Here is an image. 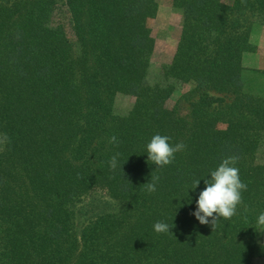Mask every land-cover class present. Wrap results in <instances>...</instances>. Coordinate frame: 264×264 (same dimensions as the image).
Returning a JSON list of instances; mask_svg holds the SVG:
<instances>
[{
	"label": "trees",
	"instance_id": "1",
	"mask_svg": "<svg viewBox=\"0 0 264 264\" xmlns=\"http://www.w3.org/2000/svg\"><path fill=\"white\" fill-rule=\"evenodd\" d=\"M169 1L182 28L149 84L156 0H0V264H264V71L243 66L264 0ZM156 134L185 145L163 168ZM228 157L247 190L213 229L203 180L187 192Z\"/></svg>",
	"mask_w": 264,
	"mask_h": 264
},
{
	"label": "clouds",
	"instance_id": "2",
	"mask_svg": "<svg viewBox=\"0 0 264 264\" xmlns=\"http://www.w3.org/2000/svg\"><path fill=\"white\" fill-rule=\"evenodd\" d=\"M110 143H118V138L113 135L110 137ZM185 145L170 143V137L166 135H153L146 144V155L157 168H163L173 163L175 154L183 150ZM119 153L111 158L110 165L116 168L119 164ZM235 157L224 158L221 163L203 179L193 181L195 190L201 180L204 182V188L200 191L196 199L195 211L192 213L200 225H209L213 229L216 223L221 220H230L237 215L238 207L242 204V193L247 190V184L244 183L239 175V168L235 166ZM158 177L150 178L146 183L149 192L157 190ZM189 204L192 203L191 199ZM211 218V219H210ZM257 226L264 231V211L260 212L256 218ZM172 227L164 221H157L154 224L156 233H171Z\"/></svg>",
	"mask_w": 264,
	"mask_h": 264
},
{
	"label": "rangeland",
	"instance_id": "3",
	"mask_svg": "<svg viewBox=\"0 0 264 264\" xmlns=\"http://www.w3.org/2000/svg\"><path fill=\"white\" fill-rule=\"evenodd\" d=\"M158 10L155 19L147 22L150 27L151 34L155 41V49L150 69L148 71V83H164L161 67L168 65L175 54L176 45L180 36L183 15L180 9L172 6L169 0H156ZM251 43L255 50L247 53L243 58V66L246 69H255L264 71V11L260 17L253 19ZM251 76L247 75L246 81ZM264 87V81L261 82ZM190 89V86L179 87L167 101V106L172 107L179 98ZM134 98L127 95L119 94L115 98V111L124 114L130 110L134 104ZM181 113L186 114L185 110ZM258 161L264 164V144L260 148Z\"/></svg>",
	"mask_w": 264,
	"mask_h": 264
}]
</instances>
